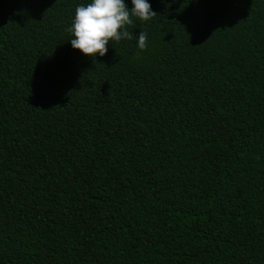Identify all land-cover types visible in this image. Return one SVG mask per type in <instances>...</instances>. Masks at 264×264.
<instances>
[{"label":"trees","instance_id":"16d2710c","mask_svg":"<svg viewBox=\"0 0 264 264\" xmlns=\"http://www.w3.org/2000/svg\"><path fill=\"white\" fill-rule=\"evenodd\" d=\"M87 2L0 0V264H264V0H149L91 58Z\"/></svg>","mask_w":264,"mask_h":264},{"label":"clouds","instance_id":"9594fccd","mask_svg":"<svg viewBox=\"0 0 264 264\" xmlns=\"http://www.w3.org/2000/svg\"><path fill=\"white\" fill-rule=\"evenodd\" d=\"M88 0L76 5L70 26L65 30L71 39L67 42L79 54L86 57H103L108 51L109 41L134 40L135 48L143 51L147 36L139 31L134 37L124 26L131 24L135 17L139 21L149 20L156 13L151 9L149 0Z\"/></svg>","mask_w":264,"mask_h":264}]
</instances>
